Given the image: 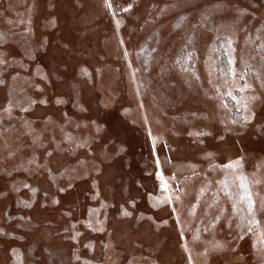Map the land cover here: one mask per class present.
I'll return each instance as SVG.
<instances>
[{"label":"rangeland","instance_id":"374dc122","mask_svg":"<svg viewBox=\"0 0 264 264\" xmlns=\"http://www.w3.org/2000/svg\"><path fill=\"white\" fill-rule=\"evenodd\" d=\"M0 264H264V0H0Z\"/></svg>","mask_w":264,"mask_h":264},{"label":"snow or ice","instance_id":"6c2138e0","mask_svg":"<svg viewBox=\"0 0 264 264\" xmlns=\"http://www.w3.org/2000/svg\"><path fill=\"white\" fill-rule=\"evenodd\" d=\"M229 64H233V61L230 59L229 60ZM230 71H232L233 75H235V72H234V69H230ZM242 90V89H241ZM228 95H232L231 92L228 93ZM233 99H236V97L233 96ZM254 99V98H253ZM247 103L244 104V107L247 108ZM238 163V162H237ZM241 179V185L240 187L243 188L245 191H244V195L241 197V199H244L245 197H247V204H248V209H249V212H252L253 211V201L251 199V196H250V193L247 191V186L246 184L243 182L244 178L243 177H240Z\"/></svg>","mask_w":264,"mask_h":264},{"label":"trees","instance_id":"16d2710c","mask_svg":"<svg viewBox=\"0 0 264 264\" xmlns=\"http://www.w3.org/2000/svg\"><path fill=\"white\" fill-rule=\"evenodd\" d=\"M220 58H223L224 59V56L223 55H221V57Z\"/></svg>","mask_w":264,"mask_h":264}]
</instances>
